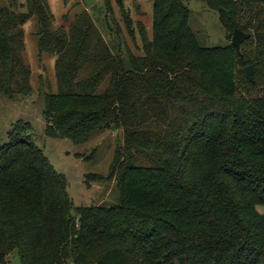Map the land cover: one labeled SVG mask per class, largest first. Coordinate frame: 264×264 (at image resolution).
Instances as JSON below:
<instances>
[{
  "label": "trees",
  "instance_id": "1",
  "mask_svg": "<svg viewBox=\"0 0 264 264\" xmlns=\"http://www.w3.org/2000/svg\"><path fill=\"white\" fill-rule=\"evenodd\" d=\"M205 1L230 40L237 28L252 34L242 55L232 43L201 46L186 0H154L153 38L140 24L130 64L87 11L56 27L47 0L0 6V93H31L23 26L35 15L40 54H56L47 134L83 143L124 131L108 175L118 202L75 205L31 123L13 125L0 140V264L12 254L21 264L264 263V0Z\"/></svg>",
  "mask_w": 264,
  "mask_h": 264
},
{
  "label": "rangeland",
  "instance_id": "2",
  "mask_svg": "<svg viewBox=\"0 0 264 264\" xmlns=\"http://www.w3.org/2000/svg\"><path fill=\"white\" fill-rule=\"evenodd\" d=\"M27 1L0 0V6L15 12H26ZM123 1L133 19L130 27L125 22L118 0H47L56 27L68 25L82 11L89 12L112 51L122 54L126 63L130 64L128 49L140 54L144 44L139 25L143 24L147 37L153 38L154 0ZM186 4L191 11L190 27L201 46H226L231 43L217 10L205 0H186ZM23 29L24 60L31 67L32 90L27 96L14 98L0 93V140L7 138L17 121L30 122L32 141L43 149L54 168L66 176L68 191L75 205L117 203L120 193L115 185L116 177L108 179V175L116 147L123 143L124 131L106 127L83 143L47 134L44 103L47 93L58 91L56 54H40L36 36L39 30L37 16L30 17ZM90 173L101 174V177L91 175L87 178ZM257 210L264 214V205H259ZM8 264H21L19 256L10 255Z\"/></svg>",
  "mask_w": 264,
  "mask_h": 264
},
{
  "label": "water",
  "instance_id": "3",
  "mask_svg": "<svg viewBox=\"0 0 264 264\" xmlns=\"http://www.w3.org/2000/svg\"><path fill=\"white\" fill-rule=\"evenodd\" d=\"M251 36H252L251 33H247L240 28H237L234 31L232 38H231V43L235 46V48L240 53V55H242V43L245 40L249 39ZM244 72L248 80H250L251 82L255 81L254 67L252 64H249L246 67H244ZM72 215H74V211H72Z\"/></svg>",
  "mask_w": 264,
  "mask_h": 264
}]
</instances>
